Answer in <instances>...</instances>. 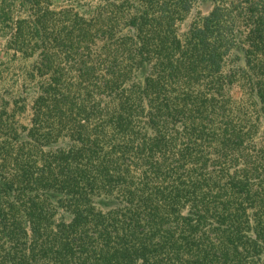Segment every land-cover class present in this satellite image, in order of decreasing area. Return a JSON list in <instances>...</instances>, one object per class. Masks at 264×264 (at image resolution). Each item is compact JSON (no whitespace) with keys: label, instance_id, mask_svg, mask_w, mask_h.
<instances>
[{"label":"trees","instance_id":"obj_1","mask_svg":"<svg viewBox=\"0 0 264 264\" xmlns=\"http://www.w3.org/2000/svg\"><path fill=\"white\" fill-rule=\"evenodd\" d=\"M48 3L0 7L38 79L0 126V264H264V0Z\"/></svg>","mask_w":264,"mask_h":264},{"label":"rangeland","instance_id":"obj_2","mask_svg":"<svg viewBox=\"0 0 264 264\" xmlns=\"http://www.w3.org/2000/svg\"><path fill=\"white\" fill-rule=\"evenodd\" d=\"M50 2L48 3L49 8L55 10L70 6L82 10V8H92L97 4V0H50ZM8 3L9 0H4L0 7H3L4 11H9V16L13 20L24 17V13L20 11L21 9L17 4L8 5ZM208 7L209 5L206 4L200 9L205 12ZM0 12L2 11L0 10ZM193 14L195 11L180 25L182 30L187 28ZM5 22L0 17V111L6 110L15 114L8 119V123L0 120V126L10 124L12 128H16L19 124H29L31 117L30 97L32 92L36 90L38 79L32 80L29 75L33 58H24L19 51L9 48L8 41L11 30L5 25ZM21 97L24 100H21ZM23 104L24 108L19 111L17 108ZM13 110L15 112H12Z\"/></svg>","mask_w":264,"mask_h":264}]
</instances>
